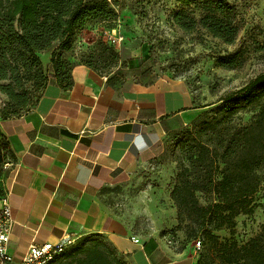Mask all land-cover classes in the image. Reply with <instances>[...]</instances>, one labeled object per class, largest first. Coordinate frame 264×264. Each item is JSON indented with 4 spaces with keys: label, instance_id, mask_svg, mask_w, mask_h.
Returning <instances> with one entry per match:
<instances>
[{
    "label": "trees",
    "instance_id": "obj_1",
    "mask_svg": "<svg viewBox=\"0 0 264 264\" xmlns=\"http://www.w3.org/2000/svg\"><path fill=\"white\" fill-rule=\"evenodd\" d=\"M118 6V0H0V120L29 113L50 85L71 90L78 65L102 77L103 70L111 75L118 55L113 49L106 55L104 43L80 64L66 54L73 50L75 35L87 26L114 30ZM172 21L186 35L204 34L231 47L242 30L230 0H179ZM44 53L51 55L49 68L41 60ZM245 62L239 50L219 57L217 66L234 71ZM217 104L197 116L178 139L170 198L179 226L187 222L188 237L204 241L197 264H264V230L244 246L220 241L214 234L232 230L240 216L254 214L257 196L264 192V73ZM243 112L252 114L247 125L239 121ZM0 139L16 162L1 129ZM7 195L0 192V204ZM124 258L110 242L95 237L79 240L51 264H127Z\"/></svg>",
    "mask_w": 264,
    "mask_h": 264
},
{
    "label": "crops",
    "instance_id": "obj_2",
    "mask_svg": "<svg viewBox=\"0 0 264 264\" xmlns=\"http://www.w3.org/2000/svg\"><path fill=\"white\" fill-rule=\"evenodd\" d=\"M50 60L49 53L46 68ZM72 78L71 90L50 85L29 113L0 120L16 158L7 185L14 221L10 254L20 260L32 245L101 237L129 264H187L184 253L136 233L101 192L153 153L166 126L195 119L190 98L174 86L116 90L82 65Z\"/></svg>",
    "mask_w": 264,
    "mask_h": 264
},
{
    "label": "rangeland",
    "instance_id": "obj_3",
    "mask_svg": "<svg viewBox=\"0 0 264 264\" xmlns=\"http://www.w3.org/2000/svg\"><path fill=\"white\" fill-rule=\"evenodd\" d=\"M230 2L236 6L242 25L232 47L204 34L186 35L180 31L172 21L179 0H118L116 28L110 31L105 25L87 26L75 35L73 50L66 57L80 64L83 58L100 51L98 46L104 43L106 49L101 50L106 55L111 49L118 55V66L111 75L101 71L105 78L112 79L110 83L116 90L133 86L163 90L178 87L190 98L189 109L196 110L199 116L264 73V0ZM239 50L246 57L240 69L227 71L217 66L219 57ZM48 55L42 54L44 64ZM238 117L247 125L252 114L243 112ZM191 123L166 126L153 153L122 172L111 187L101 192V197L136 233L159 239L170 249L184 253L189 260L187 264H197L204 251V241L188 237L187 222L179 226L177 209L170 198L176 183L177 142ZM12 157L0 139V192L3 194L15 168ZM256 200L258 207L254 214L240 216L232 230L214 233L220 241L230 240L244 246L263 232L264 192ZM198 242L200 249H197ZM124 261L129 264L127 259Z\"/></svg>",
    "mask_w": 264,
    "mask_h": 264
},
{
    "label": "built area",
    "instance_id": "obj_4",
    "mask_svg": "<svg viewBox=\"0 0 264 264\" xmlns=\"http://www.w3.org/2000/svg\"><path fill=\"white\" fill-rule=\"evenodd\" d=\"M13 223L12 210L7 196L0 204V264H51L74 242L73 240H62L57 244L32 245L22 259L15 260L9 252ZM131 241L135 245H140V241L135 237L131 238ZM200 246L201 243L198 242L197 249H200Z\"/></svg>",
    "mask_w": 264,
    "mask_h": 264
},
{
    "label": "clouds",
    "instance_id": "obj_5",
    "mask_svg": "<svg viewBox=\"0 0 264 264\" xmlns=\"http://www.w3.org/2000/svg\"><path fill=\"white\" fill-rule=\"evenodd\" d=\"M137 147H138V149L142 150L143 148L147 147V145L146 144H138Z\"/></svg>",
    "mask_w": 264,
    "mask_h": 264
}]
</instances>
